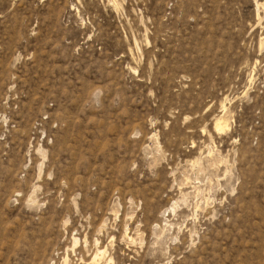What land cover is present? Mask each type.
<instances>
[{
  "label": "rangeland",
  "instance_id": "1",
  "mask_svg": "<svg viewBox=\"0 0 264 264\" xmlns=\"http://www.w3.org/2000/svg\"><path fill=\"white\" fill-rule=\"evenodd\" d=\"M96 247L264 264V0H0V264Z\"/></svg>",
  "mask_w": 264,
  "mask_h": 264
},
{
  "label": "bare ground",
  "instance_id": "2",
  "mask_svg": "<svg viewBox=\"0 0 264 264\" xmlns=\"http://www.w3.org/2000/svg\"><path fill=\"white\" fill-rule=\"evenodd\" d=\"M224 109V108H223ZM224 119L225 117L220 115V116H217L215 118V122H214V130H216L217 132L219 131H222L226 124L224 123ZM226 122V121H225ZM226 129V128H225ZM152 135V134H151ZM200 157V156H199ZM198 162V161H197ZM200 162V161H199ZM196 164V163H195ZM199 188V187H198ZM198 191V190H197ZM200 192V191H199ZM205 203V202H204ZM171 210L174 209V206H172L170 208ZM174 211V210H173ZM186 215V214H185ZM158 226V225H157ZM96 232V231H95ZM136 232V231H135ZM163 232V231H162ZM97 238V237H96ZM72 239V238H71ZM96 240V239H94ZM133 242V241H132ZM77 242V238H73V247L76 245ZM96 243V241L94 242ZM97 245V244H96ZM77 246V245H76ZM97 248V247H96ZM105 249L104 248H97L94 255H92V257H90L86 262L85 264H113V259L112 257H108V258H105L103 261V257L105 255ZM108 256V255H107ZM82 258V257H81ZM65 260H67V256L65 257ZM84 262V261H81V263Z\"/></svg>",
  "mask_w": 264,
  "mask_h": 264
}]
</instances>
